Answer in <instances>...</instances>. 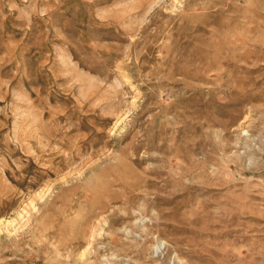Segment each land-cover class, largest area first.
<instances>
[{
  "label": "rangeland",
  "instance_id": "1",
  "mask_svg": "<svg viewBox=\"0 0 264 264\" xmlns=\"http://www.w3.org/2000/svg\"><path fill=\"white\" fill-rule=\"evenodd\" d=\"M0 264H264V0H0Z\"/></svg>",
  "mask_w": 264,
  "mask_h": 264
}]
</instances>
